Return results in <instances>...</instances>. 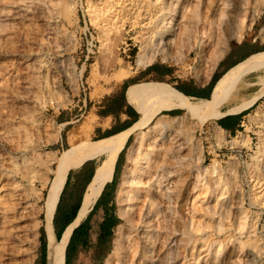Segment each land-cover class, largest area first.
<instances>
[{
  "label": "rangeland",
  "instance_id": "374dc122",
  "mask_svg": "<svg viewBox=\"0 0 264 264\" xmlns=\"http://www.w3.org/2000/svg\"><path fill=\"white\" fill-rule=\"evenodd\" d=\"M88 1L95 5L101 2L0 0V196L8 197L12 192L26 196L25 210L21 212L24 215L22 224L27 232L25 234H28V238H24L27 242L24 248L29 242L34 243L30 249L33 256L31 264H41L39 236L42 228L47 250L48 237L43 209L50 186L48 181L56 178L54 170L61 159L68 154L78 157L81 147L90 141L85 139L74 142L71 139L68 148H59L58 143L65 133L62 125L55 122V116L60 112L74 110L76 124L82 120L85 123L91 122L92 117H85L88 105L115 90L123 81L118 78L121 71H128L129 77L141 69L134 66L140 46L139 37L159 23L162 11L159 10L160 7L176 0H157L152 4L149 11L153 17L147 30L138 25L131 28L124 15L121 36L113 32V29L105 32L92 24L86 11ZM251 1L253 2L248 0V6ZM200 2H203L202 6L206 5L204 0ZM114 6L116 10H122L121 6ZM120 14L123 16L127 13ZM190 20L187 18V24ZM250 23L240 40L231 38L228 41L227 51L238 42H253L257 48L264 47V38L260 34L264 24V2L260 15L252 17ZM207 46V50L210 49L211 45ZM185 47L186 45L181 48L179 62L162 60L158 56L152 63L170 66L179 78L205 81L204 69L195 49ZM259 74L263 72L260 71ZM150 79L146 80L156 81ZM130 85L125 98H128L132 87ZM253 91L254 89L246 90L245 97H249ZM128 103L135 108L129 100ZM263 106L264 95L247 111L243 125L235 135L225 134L214 124L211 125V117L197 118L185 112L170 116L161 114L163 110L153 118L152 122L159 118L171 120L174 125L172 133L179 130L191 131L202 147V165L209 166L216 161L220 175L228 183V192L219 196L216 201L212 194L214 185L209 184L194 202L191 189L193 184L182 187L178 198L180 218L175 219L178 231L174 232L172 242L175 254L173 264H264V195L256 197V194L264 191V151L260 149V141L264 136ZM34 119L40 121V133L32 125L31 121ZM218 135L222 136L220 142ZM28 136L30 138L26 141ZM130 136V143L124 145L114 186L115 212L120 221L114 230L111 250L118 238V230L129 228L123 215L128 206L117 198V186L126 165V150L134 141L135 133ZM162 136L161 133L157 134V140ZM244 137L248 139V143L240 145L237 141ZM233 138L236 143L231 140ZM100 159L102 157L97 163H100ZM167 163L160 167L161 172L171 169L173 162ZM28 167L32 172L26 175ZM190 172L184 171V176L194 182L195 174ZM45 180L47 184H44ZM257 191L261 192L256 193ZM224 202L228 205L226 217L223 213ZM242 220H245V227L239 230L237 226ZM184 222L192 223V229L186 236L188 242L175 243L182 238L179 231ZM218 222L222 225L220 231L215 229ZM33 231L35 236L32 240L30 234ZM129 232L131 235L135 234L134 229H129ZM254 241L257 246H254ZM217 248L221 252L214 260L213 251ZM250 248H259L260 251L249 257L248 252H252ZM46 254L47 251L45 259ZM109 254L101 264H106ZM80 264L96 263L88 256H83Z\"/></svg>",
  "mask_w": 264,
  "mask_h": 264
},
{
  "label": "bare ground",
  "instance_id": "6f19581e",
  "mask_svg": "<svg viewBox=\"0 0 264 264\" xmlns=\"http://www.w3.org/2000/svg\"><path fill=\"white\" fill-rule=\"evenodd\" d=\"M100 1L99 5L90 1L86 5L92 24L105 32L113 29V32L120 36L123 34L121 30L124 15L131 28L138 25L147 30L153 17L150 7L157 2V0ZM204 1L206 5L203 4V6L200 0H176L160 7L159 10L163 13L161 11L159 23L139 37L140 46L135 57V68H145L158 56L162 60L172 59L174 62H179L181 48L186 45L187 49H195L204 69L203 74L206 79L209 78L218 61L226 53L228 41L231 38L241 39L250 27L252 17L260 15L264 2V0H253L248 6V0ZM114 4L121 6L122 10H116ZM120 11L127 14L122 16ZM187 18L191 19L188 24ZM260 34L264 38V24ZM209 44L211 46L207 50ZM259 70L263 74L251 83L257 87V91L239 105L226 110V113H236L252 107L264 95V53L236 64L225 74L217 94L212 99L192 102L190 98L164 82L142 81L133 85L128 92V100L134 104L139 114L137 121L115 136L88 141L84 146L81 145L79 156L74 158L68 154L61 159L54 170L57 173L56 178L48 181L50 186L43 209L44 226L48 237L45 264H63L65 248L72 229L84 219L105 184L112 180L118 155L132 133H135L134 141L126 150V165L117 186V198L124 202L126 207L128 206L123 211V215L129 228L118 230V238L106 264H122V262L123 264H173L175 254L172 242L174 232L177 230L175 219L180 218L178 198L182 187L193 184L191 189L192 202H194L209 184L214 185L212 194L216 201L219 196L228 192V183L220 175V168L216 161L209 166L202 165V147L191 131L179 130L172 133L174 125L171 120L163 118L154 122L152 120L163 110L174 108H180L186 114L197 116V118L220 117L223 113L219 112V108L241 88L242 79ZM127 77L128 71L125 70L118 76L119 80H125ZM31 122L36 132L40 133V121L34 119ZM177 129H179L178 126ZM159 133L161 136L164 135L157 140ZM151 137L154 139L152 140ZM29 138V136L26 137V141ZM217 139L220 142L222 136L218 135ZM231 140L236 141L234 138ZM247 140L244 137L237 142L245 145L248 143ZM260 149L264 151V136L260 141ZM98 157L102 159L87 186L83 203L75 220L64 230L60 239L56 240L52 231L51 218L70 166L73 164L79 166L87 160ZM51 160L54 159L51 158ZM167 162L174 164L172 163L170 170L161 172L160 167ZM184 171L194 172L195 181L186 179ZM231 171L234 176V171L232 169ZM30 172L32 169L28 167L26 175ZM46 181L44 184H47ZM258 192L261 191L256 193ZM256 195L259 198L264 195V191ZM252 197L254 198L255 195ZM25 200L26 196L20 193L15 195L12 192L8 197L0 196V264H31L33 256L30 249L34 243L31 241L24 248L27 243L24 238H28L22 224L24 215L22 216L21 212L25 210ZM223 213L225 217L228 214L226 202L223 203ZM244 227L245 220H242L237 228L243 230ZM129 229H134L135 234L131 235ZM190 229H192V223L184 222L179 231L182 238L175 243H187L186 236L189 235ZM215 229L222 230V225L218 222ZM194 230L199 231L198 228ZM30 235L33 240L35 232L33 231ZM254 246H257L256 242ZM258 251L260 249L255 248L252 252H248L249 257L257 255ZM220 252L218 248L213 251L214 260Z\"/></svg>",
  "mask_w": 264,
  "mask_h": 264
},
{
  "label": "crops",
  "instance_id": "0c3cea01",
  "mask_svg": "<svg viewBox=\"0 0 264 264\" xmlns=\"http://www.w3.org/2000/svg\"><path fill=\"white\" fill-rule=\"evenodd\" d=\"M253 48H257V46L253 42H250V44L238 42L236 45H233L231 49L227 51L226 54L218 61L210 77L203 82L197 79L190 80L179 78L175 75V71L170 66H165L158 63H151L145 68H141L140 70L134 72L131 76L120 82L111 94L104 96L88 105L89 110L85 117H92L91 122L85 123V121L82 120L80 123L76 124V120H74L75 115L73 114L74 110H69V112H60L59 114H57L55 116V122L62 125V131L65 133V136L61 138L60 142L58 143V147L62 148V150L64 147L68 148L71 145V139H73L74 142L85 139H89L90 141L103 140L115 136L131 127L136 122L135 120L138 118V112L132 105L128 103V98H125V93L130 84H132L133 86V84H136L140 81H149L146 80L147 78H151L150 80H156L157 82H166L173 88H175V86H180L185 90L186 94L178 91L176 88L175 89L191 100L198 101L207 98L212 99L219 90L222 81L221 79H223L222 77L225 76L224 74L228 73L236 64H238L240 61H243V59H247V57L252 54L251 52L253 51ZM262 51H259L257 54L262 53ZM149 67L152 68L151 70L147 71L146 69ZM259 72L260 70L252 72L242 79L241 88L235 91L229 97V99L219 108V112L223 113V115L220 117L209 118L211 121V125L214 124L218 129L222 130L225 134L228 135H235L239 132L240 128L243 125L242 123L244 121V117L245 115H247V111L250 108L254 107L263 96L258 99L252 107L243 111L236 113H226V110L239 105L242 101L248 99L257 91V87L253 86L251 83L262 75L259 74ZM214 75H217L218 78L216 79V81L212 82ZM123 88H125L124 93L122 92ZM248 89H254V91L250 93L251 95L249 97H245L244 93L246 94V90ZM233 97L236 98L234 99ZM164 112H169V114L166 115L178 116L184 111L180 108H174L171 110H164L161 114H163ZM89 114L91 115L89 116ZM99 158L101 157L87 160L79 166L73 164L68 170L64 185L60 190L59 197L53 212L54 215L59 203L61 205V210L67 208L69 204H76L77 209L74 213V217L72 221L65 227V229L75 220L83 203L85 191L93 177V174L88 183H86L85 187L83 186L82 180L86 176V172L91 167V164L93 162H95L96 168V166L99 164L97 163V160ZM103 190L104 187L102 191ZM105 191L107 194L105 193L106 195L103 197V200L99 201L98 203L101 195L100 193L84 219L72 229L67 245L69 244L73 230L81 224L85 228H87L88 236L86 245L84 247L78 246L75 252H73L69 264H80V260L83 256H88L96 264H101L103 259L110 253L109 252L106 255H102L97 248L99 225L103 219L102 207L104 202H107L108 205H110L111 203L110 199H108L107 197V195L109 196L108 193L110 191V188H107ZM53 215L51 218L52 225L54 217ZM53 233L55 239L57 240L54 232V227ZM112 240L110 242V251Z\"/></svg>",
  "mask_w": 264,
  "mask_h": 264
},
{
  "label": "trees",
  "instance_id": "16d2710c",
  "mask_svg": "<svg viewBox=\"0 0 264 264\" xmlns=\"http://www.w3.org/2000/svg\"><path fill=\"white\" fill-rule=\"evenodd\" d=\"M263 49H264V47L263 48H253L252 49L253 51L251 52L252 54L249 55L247 58L257 54L259 51H261ZM151 68L152 67H149L146 70L147 71L151 70ZM217 78H218V76L214 75L212 82L216 81ZM175 88L178 91L186 94L185 90L183 88H181L180 86H175ZM124 90H125V88H123V91H122L123 93H124ZM207 99H209V98H207ZM163 114H169V112H166V113L164 112ZM131 137L132 136H130L127 139L125 146H127L130 143ZM123 151H124V149L120 152V154L116 160L114 173H113V177H112L111 182L105 184L104 190L102 191L100 198L98 200V203H99V201L103 200V197L107 194L105 190L107 188H110V191L108 193L109 196L107 195V197H108V199H110L111 203H110V205H108L107 202H104V204H103V207H102L103 219L99 225V232H98V236H97L98 237L97 238V248L102 255H106L110 252V242L113 238V232H114L116 225L120 221L119 218L116 216V213H115V203H114L113 199H114V186H115L116 181H117V174L119 171L120 158H121ZM94 168H95V162H93L91 164V167L86 172V176L82 180L84 187H85L86 183H88L89 179L91 178L93 171H94ZM76 209H77V206L75 203L69 204L68 207L64 208L63 210H61L60 203L57 205V208H56V211H55V214L53 217V221H52L53 227H54V232H55L57 239H60L61 233L63 232L65 227L72 221ZM87 236H88L87 228H85L82 224L73 230L69 244L66 246V249H65V255H64L65 256V264H69L71 255L73 254V252H75V250L78 246L84 247L86 245ZM39 242H40V251H41L40 252L41 253L40 254L41 264H45L46 241H45V234H44L43 228L40 230Z\"/></svg>",
  "mask_w": 264,
  "mask_h": 264
},
{
  "label": "water",
  "instance_id": "95a60500",
  "mask_svg": "<svg viewBox=\"0 0 264 264\" xmlns=\"http://www.w3.org/2000/svg\"><path fill=\"white\" fill-rule=\"evenodd\" d=\"M95 170H96V169H95ZM95 170H94L93 176H94V174H95Z\"/></svg>",
  "mask_w": 264,
  "mask_h": 264
}]
</instances>
